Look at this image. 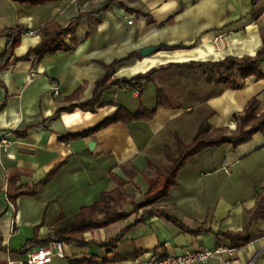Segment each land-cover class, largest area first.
Instances as JSON below:
<instances>
[{
  "label": "crops",
  "instance_id": "crops-1",
  "mask_svg": "<svg viewBox=\"0 0 264 264\" xmlns=\"http://www.w3.org/2000/svg\"><path fill=\"white\" fill-rule=\"evenodd\" d=\"M252 2L50 0L43 5H30L0 0V32L8 28L23 29L13 51L17 58L38 45L37 32L48 22L66 26L79 14L92 15L84 17L65 39L68 52L59 51L38 62L31 56L28 61L0 72V107L3 105L0 143L2 138L7 142V147L0 149V264L23 258L25 254L18 251L33 237L35 228H38V241L43 242L60 216L70 218L80 208L98 201L103 192L113 190L115 185L109 173L127 180L120 169L126 162L145 174L136 176L125 187L128 194L140 201L147 189L145 178L153 175V170L146 169L147 163L152 162L162 170L166 166L164 147L175 152L174 135L188 143L200 118L210 115L211 129L227 126L234 130L233 116L242 112L252 98L259 101L258 114L264 112L263 61L262 79L247 78L241 89H223L220 95L210 99L209 89L206 91L210 87L205 86V90L197 93L205 91L196 108L188 104L191 92L187 88L193 85L191 79L196 76L185 72L167 74L168 78H175L174 86H164L168 81L165 76L145 84L140 99L137 90L112 88L101 96V102L108 105L95 113L75 109L52 119L60 108L88 102L94 83L105 75L102 65L129 54L140 57L118 66L115 78L129 79L169 63L254 56L264 40V9L254 14ZM170 19L171 24H164ZM6 45L7 41L0 38V52ZM160 46L184 49L158 51L147 57L140 55L145 48ZM83 84L85 89L78 100L63 102ZM53 86L57 87V95ZM158 88L165 89L181 108L159 109L146 123L116 124L84 139L60 141L65 135L86 131L113 116L116 106L130 113H136L140 107L153 110ZM27 129L25 138L15 135ZM63 161L59 171L42 183L47 173ZM9 178H18L20 185L42 184L34 197H21L12 205L5 196ZM263 184L264 131L235 150L229 145L207 148L188 159L178 172L177 185L154 206L164 208L169 216L193 230L202 227L214 233L239 232L246 226L247 212L254 206ZM141 214L139 211L125 221L84 235L85 240L98 244L125 232L114 250L108 252L107 248L94 244L82 248L63 245V258H54L50 264H74L89 257H94L96 264H150L158 258L179 256L186 251L211 249L220 244L228 246L213 234L182 233L160 217L144 216L134 225ZM129 226L132 228L125 231ZM256 256V264H264V222L253 227L251 242L246 247L236 249L232 264H247ZM204 264L221 263L211 260Z\"/></svg>",
  "mask_w": 264,
  "mask_h": 264
},
{
  "label": "trees",
  "instance_id": "trees-1",
  "mask_svg": "<svg viewBox=\"0 0 264 264\" xmlns=\"http://www.w3.org/2000/svg\"><path fill=\"white\" fill-rule=\"evenodd\" d=\"M16 1L30 5H43L50 2V0ZM252 6L254 14L257 12L259 13L264 9V0H253ZM87 16L92 15L79 14L66 26H61L55 21L48 22L37 32L40 36L38 45L28 50V52L20 58L14 57L13 51L20 42L23 29L20 27L4 29L0 32V38L5 39L7 45L6 49L0 52V72L6 70L11 65L28 61L31 56L38 62L41 58L59 51L68 52L70 48L65 42V39L69 38L74 33L78 23ZM145 17L148 18V16ZM171 23L172 21L170 19L164 24ZM69 41L74 43L72 39H69ZM181 49H184V47L160 46L158 51H174ZM136 57L140 56L137 54H129L125 58L115 60L109 65H102L105 70V75L94 83L92 98L83 105H70L66 108L58 109L52 119L62 113H70L75 109H79L82 112L95 113L97 109L108 105V103L101 102V96L104 92L112 88L137 90V96L138 99H140L142 88L145 84L153 83L158 77L165 76L171 71H184L194 74L196 77H200L203 85L211 88L208 98L220 95L223 89L239 90L244 86V81L247 78L255 77L258 80L263 78L261 63L264 61V40L254 56H244L241 58L228 56L216 62L189 61L185 63H169L151 68L144 73L135 74L129 79H117L114 77L115 70L118 66ZM0 86H2L1 82ZM84 89L85 84L79 87L70 96L65 97L63 102L78 100ZM2 107L3 105L0 107V110ZM175 108L179 109L181 105L173 102L165 89L158 88L156 91V106L153 110L148 111L140 107L136 113H130L123 107L116 106V112L113 116L106 118L95 127L86 131L65 135L60 138V141L65 142L84 139L95 132L116 124L129 125L136 122L146 123L155 117L159 109ZM258 108L259 101L256 98L249 100L243 111L233 116V122L235 124L234 130L229 129L227 126L211 129L208 124L210 115H208L199 119L196 129L188 143L184 142L178 135H174L175 152L168 146H165L163 149L166 166L160 170L154 166L152 162L147 163L146 169L153 170V175L149 178L144 177L147 189L140 201H136L134 195L128 194L125 191V187L131 184L136 176H144L145 174L143 171H139L131 162L122 164L120 169L127 180L113 173H109V177L115 185L113 190L103 192L98 201L80 208L79 212L70 218L60 216L48 238L43 242L38 241V228H35L33 237L25 242L18 253L25 254L30 249L41 247L51 241L59 242L62 245H76L81 248L94 244L100 248H107L108 252H110L115 249L125 232L120 233L114 239H109L105 243L98 244L85 240L84 235L125 221L130 215H137L139 211H142V214L140 218L134 222V225L140 223L144 216L160 217L175 225L182 233L193 236L213 234L217 239L226 242L229 247L235 249L246 247L251 242V230L253 227L260 222H264V184L256 196L254 206L247 212L248 222L246 226L239 232L217 231L214 233L210 229H203L202 227L193 230L184 226V224L176 218L169 216L164 208L154 205L158 201L167 198L170 190L177 185L178 172L188 159L207 148L229 145L232 150H235L239 146L250 142L254 135L262 133L264 131V112L258 114ZM27 131L28 129L22 133H16L15 135L18 138H25ZM64 163L65 161L55 165L47 173L42 183H46L50 180ZM42 183L32 184L31 186L20 185L18 178H9L6 184V199L9 203L15 205L16 201L21 197H34ZM131 228L132 226H129L125 231ZM74 264H96V260L94 257H89L75 262Z\"/></svg>",
  "mask_w": 264,
  "mask_h": 264
},
{
  "label": "built area",
  "instance_id": "built-area-1",
  "mask_svg": "<svg viewBox=\"0 0 264 264\" xmlns=\"http://www.w3.org/2000/svg\"><path fill=\"white\" fill-rule=\"evenodd\" d=\"M31 76H34L33 72H31ZM52 90L57 95V87L53 86ZM6 147L7 142L2 138L0 149L4 150ZM235 252V248L220 244L211 249L186 251L179 256L161 257L150 264H204L211 260H218L221 264H232ZM63 256V245L51 241L41 247L29 250L21 260L11 261L9 264H50L54 258H63ZM256 259L257 256L247 264H256Z\"/></svg>",
  "mask_w": 264,
  "mask_h": 264
},
{
  "label": "rangeland",
  "instance_id": "rangeland-1",
  "mask_svg": "<svg viewBox=\"0 0 264 264\" xmlns=\"http://www.w3.org/2000/svg\"><path fill=\"white\" fill-rule=\"evenodd\" d=\"M179 73L183 74L185 72L184 71H171L168 74H179ZM165 77L168 78V75L167 76L165 75ZM174 79L175 78H173V79L172 78H168V81H166V83H164L165 85L163 83H162V85H164L166 88L168 86L170 87V85L174 86L175 85V84H173ZM186 79H187V81H189V77L188 76H186ZM191 80H192L193 85L191 84V86H187V88L190 89L189 92H191V94H190L191 100H190V102L188 104L191 105L192 108H196V107H198L200 105L202 98L205 96V91H202L201 94H197V93L201 92V89L205 90L206 88H205V86L204 87L202 86V84H201L202 81H201L200 77H192ZM210 90H211V88H207L206 89L207 92H209ZM208 94H207V96H208ZM208 99H210V98H208ZM198 111H199V108L196 109V112H198ZM194 113H195V111H194ZM194 116H195V114H194Z\"/></svg>",
  "mask_w": 264,
  "mask_h": 264
},
{
  "label": "water",
  "instance_id": "water-1",
  "mask_svg": "<svg viewBox=\"0 0 264 264\" xmlns=\"http://www.w3.org/2000/svg\"><path fill=\"white\" fill-rule=\"evenodd\" d=\"M156 52H158V48H156V47H149V48H145V49L141 50L140 51V55L142 57H147L150 54H153V53H156Z\"/></svg>",
  "mask_w": 264,
  "mask_h": 264
},
{
  "label": "bare ground",
  "instance_id": "bare-ground-1",
  "mask_svg": "<svg viewBox=\"0 0 264 264\" xmlns=\"http://www.w3.org/2000/svg\"><path fill=\"white\" fill-rule=\"evenodd\" d=\"M134 69V68H133Z\"/></svg>",
  "mask_w": 264,
  "mask_h": 264
}]
</instances>
